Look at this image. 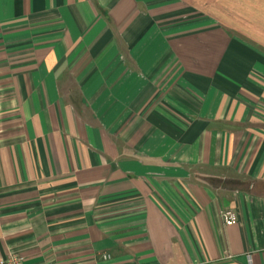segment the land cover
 Returning <instances> with one entry per match:
<instances>
[{"label": "crops", "instance_id": "obj_1", "mask_svg": "<svg viewBox=\"0 0 264 264\" xmlns=\"http://www.w3.org/2000/svg\"><path fill=\"white\" fill-rule=\"evenodd\" d=\"M13 253L264 264V0H0Z\"/></svg>", "mask_w": 264, "mask_h": 264}, {"label": "built area", "instance_id": "obj_2", "mask_svg": "<svg viewBox=\"0 0 264 264\" xmlns=\"http://www.w3.org/2000/svg\"><path fill=\"white\" fill-rule=\"evenodd\" d=\"M220 217L224 225H232L237 220V215L232 210L221 211ZM103 258H108V255L104 254ZM0 264H23V258L20 255L13 253L5 258H0Z\"/></svg>", "mask_w": 264, "mask_h": 264}]
</instances>
